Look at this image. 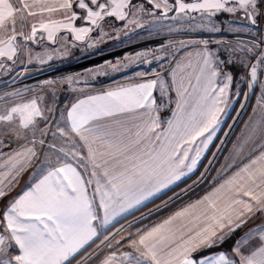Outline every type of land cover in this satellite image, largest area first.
I'll return each instance as SVG.
<instances>
[{"label":"snow or ice","instance_id":"obj_1","mask_svg":"<svg viewBox=\"0 0 264 264\" xmlns=\"http://www.w3.org/2000/svg\"><path fill=\"white\" fill-rule=\"evenodd\" d=\"M261 22L264 0H0L6 87L73 49L157 40L0 93V264H264Z\"/></svg>","mask_w":264,"mask_h":264},{"label":"rangeland","instance_id":"obj_2","mask_svg":"<svg viewBox=\"0 0 264 264\" xmlns=\"http://www.w3.org/2000/svg\"><path fill=\"white\" fill-rule=\"evenodd\" d=\"M260 27L264 28V22H261ZM144 35L146 36V34ZM229 39H232V38H229ZM122 40H123V43H121V41H116V40L108 41L100 45L98 49H94L87 53H81L76 56H73L74 54L72 52V55L69 58L61 60V61L54 60L53 62L47 65H43V66L30 65L29 66L30 71L26 73L23 78L17 80V82L14 85H11V87H6L4 85L3 83L4 79L0 80V93L11 91L12 87L23 88L25 85H35L38 81H43L45 79L57 78V77H61L69 73H76L78 71L87 69L91 66L99 65L104 61L110 60L113 63H115L116 58L122 57L123 54L126 52H134L137 49L145 47L146 45L150 46L152 44L157 43V40L155 39H151V40L145 39L141 41L139 37L132 39V40H128L127 38L122 37ZM74 50L75 49H73V51ZM152 66L155 67L154 64ZM137 70H140V69L136 67L130 68L126 72H122V73L112 76L111 79L118 80L120 77H128L129 73H134ZM102 82L107 84L106 79L103 80ZM32 95H34V93H28L25 98L31 97ZM59 96H60V101L63 102L65 97L68 96V93H66L63 90H60ZM62 96H64V98ZM69 98L71 99V97ZM19 99L17 98V100ZM202 170L203 169H201V171ZM129 221H127L123 225L127 226ZM121 234L127 235V233H121Z\"/></svg>","mask_w":264,"mask_h":264},{"label":"crops","instance_id":"obj_3","mask_svg":"<svg viewBox=\"0 0 264 264\" xmlns=\"http://www.w3.org/2000/svg\"><path fill=\"white\" fill-rule=\"evenodd\" d=\"M188 2H190V0H188ZM228 37H229V38H232L231 35H228ZM81 53H82L81 51H79L78 49H75V50L73 51V54H74L73 56H76V55L81 54ZM51 62H53V61H50L49 63H51ZM235 71H240V70H239V69H236ZM3 79H4V81H7V80L9 79V77H8V76L0 77V80H3ZM244 90H247V89L245 88ZM257 92H258V89H257ZM16 99H17V98H16ZM18 99H19V98H18ZM254 103H255V97H252V98L250 99V101H249V104L252 105V104H254ZM2 107H3V104L0 103V108H2ZM235 107L238 108L239 105L237 104V105H235ZM251 112H252V108H251V107H247V108L241 113V115L238 117L236 123L233 124V121H232L231 119H229V120L227 121V123H229V124H233V127H232V129L230 130V137H229L230 140L234 141V140L236 139V137L239 136V135L241 134V131H242V129L244 128V123L248 120V116L251 115ZM230 115H231V116H235V115H236V112L233 111V112L230 113ZM225 130H228V129H227V125H225ZM217 143H218V141H217ZM227 146L230 148V147H231V143H228ZM205 162H206V161H205ZM214 174H215V173H214ZM193 178H194V177H193ZM22 183H23V181L21 182V185L17 188V191H19L20 188L23 187V184H22ZM255 223H256V224L260 223V220L257 219V220L255 221ZM250 226H254V225H250ZM225 247H228V245H225Z\"/></svg>","mask_w":264,"mask_h":264},{"label":"trees","instance_id":"obj_4","mask_svg":"<svg viewBox=\"0 0 264 264\" xmlns=\"http://www.w3.org/2000/svg\"><path fill=\"white\" fill-rule=\"evenodd\" d=\"M64 98V96H62ZM195 179V177L193 178ZM189 183H191V180L189 181ZM185 185H181V187H184ZM203 189H199L198 191H201L202 192ZM177 191H179V189H177ZM169 195H172V193H169ZM163 199H167V196L163 197ZM161 203V200H157L155 204H150L149 205V208H155L156 204H160ZM179 206V202H177L176 204L172 205V208L169 209V211H171L173 208L175 207H178ZM148 209H144L143 211L147 212ZM141 213H136V216H139ZM164 215H167V212L164 213ZM135 217H129L128 220H124V221H121V224H125L127 221L133 219ZM160 217H155L154 219H159ZM117 228L120 227V224H117L116 225ZM115 229H113L114 231ZM93 248H95V246H93ZM92 249H90L91 251Z\"/></svg>","mask_w":264,"mask_h":264}]
</instances>
